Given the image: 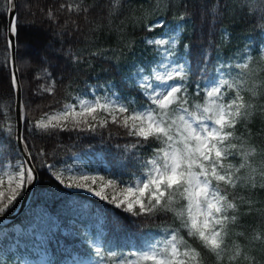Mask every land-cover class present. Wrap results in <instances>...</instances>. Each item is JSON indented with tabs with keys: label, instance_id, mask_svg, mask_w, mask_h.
I'll list each match as a JSON object with an SVG mask.
<instances>
[{
	"label": "snow or ice",
	"instance_id": "1",
	"mask_svg": "<svg viewBox=\"0 0 264 264\" xmlns=\"http://www.w3.org/2000/svg\"><path fill=\"white\" fill-rule=\"evenodd\" d=\"M22 7L6 0L0 218L42 175L76 218L51 253L54 221L0 231V264H264V0H53L23 17L57 38L37 52L11 39ZM236 23L255 35L234 43Z\"/></svg>",
	"mask_w": 264,
	"mask_h": 264
},
{
	"label": "trees",
	"instance_id": "2",
	"mask_svg": "<svg viewBox=\"0 0 264 264\" xmlns=\"http://www.w3.org/2000/svg\"><path fill=\"white\" fill-rule=\"evenodd\" d=\"M53 0H16V3L19 5H23L20 10V15L22 17L21 20V29L19 36H14L15 44L19 46L28 45L30 50L33 52H37L39 48H41L48 40H56V37H52L47 28L41 29L40 25L31 26L25 25L23 23V17L26 15V12L29 8L33 11H37L47 5H50ZM6 0H0V66L5 62V57H7V63L9 68L12 67L11 61V51L10 48L5 51L6 42L9 39V35L7 32V23H8V13L10 9L5 8ZM227 21L225 24L227 25ZM234 35L238 36V39L234 41V43H240L244 39L245 36L251 34L255 35L252 32L251 25L249 23H236L233 26ZM16 70L18 76L21 77L22 87L25 92H27L30 88H34L37 81L33 78L30 82L28 81V72L29 69L22 66L20 63L16 64ZM73 94H75L73 92ZM9 102V98L7 95L0 94V128L7 129L8 126H11L14 130L16 127V117H15V97L12 98V109L10 112V118L5 119L3 114L8 113L9 110L6 107V104ZM53 181H50L47 175H42L40 177L39 184L32 189L31 194L29 196L27 202V212L22 215L16 221L2 225L0 224V229L3 227H9L14 224L20 225L22 228L27 227L29 224H33V219L36 215H41L42 220L54 221L56 224L60 225L59 230L52 228L51 229V239L49 245L51 246V250H57V246L59 244H68L70 240L68 236L62 233L63 229H67L69 226V216L72 218H76L74 212L69 213L66 208L64 202L59 199H54L51 196V192L54 191ZM21 200H19L14 209L7 213L6 215L12 214L19 206ZM85 203L88 204L90 209L95 210L97 213H100L101 218H103L102 209L106 206L103 202L96 200V198H89ZM75 211V210H74ZM35 224V223H34ZM40 223L37 221L36 225ZM47 228L51 227L46 224ZM42 227V225H41ZM54 233V234H52ZM10 235V234H9ZM55 243V244H54Z\"/></svg>",
	"mask_w": 264,
	"mask_h": 264
},
{
	"label": "rangeland",
	"instance_id": "3",
	"mask_svg": "<svg viewBox=\"0 0 264 264\" xmlns=\"http://www.w3.org/2000/svg\"><path fill=\"white\" fill-rule=\"evenodd\" d=\"M40 216L41 215H38L37 214L36 217L31 218L34 221L33 224H29L25 228H22L20 225H14L12 227H3V228L0 229V231H3L6 234H9L10 233V235L8 236L7 243L9 245H14V243H15L14 237H15L16 232H17L18 229L19 230H28V231H30L32 227L36 226L37 221L40 223L39 225H42V229H44L45 231L48 229L47 226H46V224H45V222H44V220H42V218ZM84 218L86 219V217H84ZM68 223H69V226H70V220H69ZM69 226H68L67 229H63L62 233L64 235H66V233L68 232ZM90 227H94V225H90ZM46 234L49 235L50 236V239H51V233L46 231ZM68 238L70 240V243H72V239H71V236L70 235L68 236ZM2 242H3V237H0V243H2ZM70 243H68V244H63V243L62 244H59V246H57V250L60 249V248L65 247V246H68ZM30 247H32V245H30ZM48 247H49V252L51 253L52 252L51 246L49 245ZM34 254L37 255V257H38L39 256V249H36V251H35Z\"/></svg>",
	"mask_w": 264,
	"mask_h": 264
},
{
	"label": "water",
	"instance_id": "4",
	"mask_svg": "<svg viewBox=\"0 0 264 264\" xmlns=\"http://www.w3.org/2000/svg\"><path fill=\"white\" fill-rule=\"evenodd\" d=\"M10 13H11V10L9 11L8 21L11 19V15H10ZM11 39H12V41L15 43L14 36H12ZM10 51H11V61H12L13 49L10 48ZM15 70H16V65H15ZM16 74L18 75L17 70H16ZM15 109H16V104H15ZM15 116H16V111H15ZM31 191H32V189H31L29 192H27V193L25 194V196L23 197V199H22V201H21V204H20V206H19L17 212L14 213V214L11 215V216H5V217H3V218H0V223H3L4 221L15 220L16 218H18V217L22 214V212H23L24 209H25V206H26V203H27V200H28V198H29V195H30Z\"/></svg>",
	"mask_w": 264,
	"mask_h": 264
},
{
	"label": "bare ground",
	"instance_id": "5",
	"mask_svg": "<svg viewBox=\"0 0 264 264\" xmlns=\"http://www.w3.org/2000/svg\"><path fill=\"white\" fill-rule=\"evenodd\" d=\"M16 225V224H15Z\"/></svg>",
	"mask_w": 264,
	"mask_h": 264
}]
</instances>
